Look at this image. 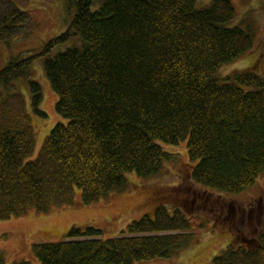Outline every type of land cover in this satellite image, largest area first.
<instances>
[{
  "label": "trees",
  "instance_id": "1",
  "mask_svg": "<svg viewBox=\"0 0 264 264\" xmlns=\"http://www.w3.org/2000/svg\"><path fill=\"white\" fill-rule=\"evenodd\" d=\"M69 1L76 14L63 33L0 69V222L72 204L77 192L84 205L119 194L128 172L142 178L161 172L171 159L162 143L186 142L195 164L189 178L208 198L240 193L255 182L264 171V55L242 72L216 78L220 67L255 48L251 28L228 26L236 18L230 0H212L206 8L196 0ZM31 15L0 0V42L26 35ZM72 38L76 45L50 56ZM38 59L66 123L56 124L28 161L35 133L16 83L28 80L30 108L45 117L41 85L31 79ZM169 202L131 221L120 236L72 226L65 240L35 243L31 250L39 264L169 258L204 228L198 214ZM220 207L211 203L208 210L215 216ZM255 240L257 246H249ZM255 240L234 235L210 264H264V233ZM0 264H7L1 251Z\"/></svg>",
  "mask_w": 264,
  "mask_h": 264
},
{
  "label": "rangeland",
  "instance_id": "2",
  "mask_svg": "<svg viewBox=\"0 0 264 264\" xmlns=\"http://www.w3.org/2000/svg\"><path fill=\"white\" fill-rule=\"evenodd\" d=\"M22 11L31 15L30 27L26 35H18L9 41L0 42V69L14 57L35 55L40 52L47 41L63 33L76 14V6L69 0H11ZM212 0H196L198 8H206ZM236 10V18L228 26L241 23L252 29L256 37L255 48L240 60L220 67L216 78L221 80L226 75L242 72L253 62L263 61L264 55V0H230ZM243 23V24H242ZM244 26V27H245ZM243 27V28H244ZM75 38L60 44L51 53L54 57L59 51L74 46ZM262 60V61H261ZM261 65V63H260ZM31 79L37 81L42 89L40 110L45 117L33 113L30 108V94L27 89L28 80L20 79L16 89L20 90L26 100L30 113L33 132L35 133V149L28 161L39 155L44 139L58 123H66L57 113L56 94L45 77L42 61L38 59L32 65ZM1 88V87H0ZM164 151L171 156L165 160L159 174L149 178L138 177L135 173L125 175L127 185L119 194L109 195L96 203L84 205L77 192L72 204L55 207L45 214L28 213L22 217H13L0 222V251L7 264L16 260H27L31 264H39L31 247L35 243H57L65 240L67 231L72 226L88 225L100 228L104 238L120 236L133 220L152 212L159 202H177L181 211L187 215L198 214L204 224L203 229L195 230L194 243L174 255L154 261L135 262L134 264H210L212 259L223 251L236 234L242 237L255 238L264 233V171L255 182L237 194L220 193L222 197L206 196L204 188L197 186L189 178L193 166L187 157L186 142L167 146L161 144ZM206 191H212L206 189ZM218 195V191L215 190ZM174 198V200H173ZM177 198V200L175 199ZM222 206L221 213L215 216L208 210L209 204ZM219 216V217H217ZM226 216V218H225ZM216 220V222H214ZM251 247L257 242H250Z\"/></svg>",
  "mask_w": 264,
  "mask_h": 264
},
{
  "label": "bare ground",
  "instance_id": "3",
  "mask_svg": "<svg viewBox=\"0 0 264 264\" xmlns=\"http://www.w3.org/2000/svg\"><path fill=\"white\" fill-rule=\"evenodd\" d=\"M187 247V246H186Z\"/></svg>",
  "mask_w": 264,
  "mask_h": 264
}]
</instances>
